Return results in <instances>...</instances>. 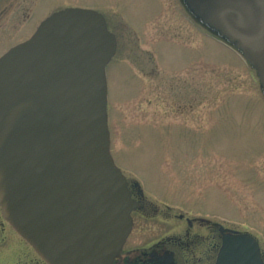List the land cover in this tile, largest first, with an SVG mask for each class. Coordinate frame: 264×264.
I'll return each instance as SVG.
<instances>
[{
	"label": "rangeland",
	"instance_id": "374dc122",
	"mask_svg": "<svg viewBox=\"0 0 264 264\" xmlns=\"http://www.w3.org/2000/svg\"><path fill=\"white\" fill-rule=\"evenodd\" d=\"M75 7L101 13L117 41L111 153L144 198L126 246L163 239L186 218L264 241V87L245 53L188 0H42L36 24Z\"/></svg>",
	"mask_w": 264,
	"mask_h": 264
},
{
	"label": "water",
	"instance_id": "95a60500",
	"mask_svg": "<svg viewBox=\"0 0 264 264\" xmlns=\"http://www.w3.org/2000/svg\"><path fill=\"white\" fill-rule=\"evenodd\" d=\"M235 42L264 87V0H188ZM115 36L96 11L46 19L0 59V207L50 264H109L132 228L125 177L110 153L106 66ZM227 236L217 264H261Z\"/></svg>",
	"mask_w": 264,
	"mask_h": 264
},
{
	"label": "flooded vegetation",
	"instance_id": "af4514ba",
	"mask_svg": "<svg viewBox=\"0 0 264 264\" xmlns=\"http://www.w3.org/2000/svg\"><path fill=\"white\" fill-rule=\"evenodd\" d=\"M38 4L36 0H0V57L28 39L36 30ZM127 182L131 197L137 202L133 214L143 209L144 198L137 182L128 179ZM177 218L181 220L183 216ZM186 222V226L174 227L169 236L148 243L145 247L129 248L125 243L111 264H216L225 243L224 236L235 232L249 233L256 239L264 264V241L255 234L211 223L204 218H186ZM0 264H50L5 221L1 209Z\"/></svg>",
	"mask_w": 264,
	"mask_h": 264
}]
</instances>
